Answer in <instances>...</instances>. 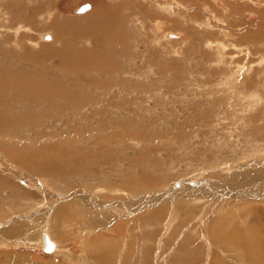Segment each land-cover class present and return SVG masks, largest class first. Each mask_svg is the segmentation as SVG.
I'll list each match as a JSON object with an SVG mask.
<instances>
[{"label":"rangeland","instance_id":"1","mask_svg":"<svg viewBox=\"0 0 264 264\" xmlns=\"http://www.w3.org/2000/svg\"><path fill=\"white\" fill-rule=\"evenodd\" d=\"M204 1L0 0V222L66 209L0 264H264V4Z\"/></svg>","mask_w":264,"mask_h":264},{"label":"bare ground","instance_id":"2","mask_svg":"<svg viewBox=\"0 0 264 264\" xmlns=\"http://www.w3.org/2000/svg\"><path fill=\"white\" fill-rule=\"evenodd\" d=\"M100 0H94V2L95 3H98ZM180 1H185V2H188V3H198V2H201V0H180ZM202 1H204V0H202ZM206 1V0H205ZM205 1H204V3H205ZM242 1V0H241ZM243 1H245V0H243ZM243 1L241 2V8L243 7L244 9H246V6H244V4L245 3H243ZM163 2L164 3H166V5L164 6L166 9H168V10H171L173 7H172V5H174V4H176L173 0H163ZM203 3V2H202ZM178 4V3H177ZM239 4V3H238ZM143 5V4H142ZM141 5V6H142ZM186 6H187V4H185ZM184 5V6H185ZM138 6V5H137ZM147 6V5H146ZM190 6V5H189ZM235 6V5H234ZM232 4H229L228 3V6H223V7H220L219 9L221 10V13H226V12H224V10H226L227 11V9L229 8V11H231L230 10V8L232 9V11H233V7H234ZM89 7H90V5L85 9V10H83V11H75L74 12V14L76 13V14H83V13H85L88 9H89ZM139 7V6H138ZM141 9L142 8H144V5H143V7H140ZM171 8V9H170ZM239 8V7H238ZM14 9V8H13ZM12 9V10H13ZM145 9H147L146 7H145ZM164 9V8H163ZM180 9V8H179ZM177 7H176V10H179ZM242 10V9H241ZM264 10V9H263ZM18 9H15L14 11H13V13L15 14V15H17L18 16ZM228 11V12H229ZM33 13L35 12V10H33L32 11ZM117 12V11H116ZM218 12H220L219 10H218ZM236 11H234V12H232V13H235ZM238 12V11H237ZM32 13V14H33ZM102 13H104V11L102 12ZM143 13V12H142ZM145 13V12H144ZM149 12H147V14H148ZM175 13H177V12H175ZM239 13V12H238ZM263 13V12H262ZM100 13H99V11H95L93 14H91L90 16H89V18H88V22L89 23H87L88 24V26L87 27H84L89 33L88 34H91L92 36L93 35H95L96 34V32H97V30L98 29H100L101 30V32H100V34H102V31L104 30V33H106L107 31H105L107 28H109L110 26H111V22H110V20L108 19L109 17H106V18H101V16L99 15ZM146 14V13H145ZM264 14V13H263ZM262 14V15H263ZM193 15V14H192ZM223 15V14H222ZM9 16L10 15H8L7 16V14H5V17H7L8 19H9ZM261 16V15H260ZM98 17H99V19H98ZM157 17V16H156ZM15 19V18H14ZM14 19H12V21H14V22H16ZM97 19H98V21H97ZM10 20V19H9ZM76 23V22H75ZM78 23V22H77ZM76 23V24H77ZM157 24H160L159 22L157 23ZM53 26V24L51 25V27ZM67 26V25H66ZM77 26H79V25H77ZM82 26V25H81ZM85 26V25H84ZM21 27V26H20ZM53 28V27H52ZM60 34H61V32H60V30H62V32L64 31L63 30V28H62V26H55L54 27ZM75 29V28H74ZM79 32V31H78ZM77 32V33H78ZM83 32V31H82ZM169 33V32H168ZM167 33V36H169V37H174V38H177V37H179L182 33H180V32H173V33H169L168 34ZM79 34H80V32H79ZM113 34V33H112ZM249 34H252V33H249ZM246 35H248V34H246ZM42 36V35H41ZM164 36V35H163ZM50 37V36H49ZM49 37H47V38H44V39H49ZM105 37H106V34H105ZM112 37V36H111ZM180 38V37H179ZM103 43H104V41H103ZM224 46V45H223ZM47 48H49V47H47ZM47 48H46V50H47ZM49 50V49H48ZM97 51V50H96ZM98 52H99V50H98ZM48 53H54V51H50V52H48ZM42 54H44V52H42ZM46 54V53H45ZM57 54V53H56ZM55 54V55H56ZM81 55H83V56H86V57H88V59H87V61L89 62L90 61V63H92L93 61H96V54H94V52H89V53H79V54H77V56H81ZM99 55V54H98ZM43 56V55H42ZM100 56V55H99ZM91 58H94V60H91ZM33 59V58H32ZM31 89V88H30ZM3 141V140H2ZM8 142V141H7ZM235 175V174H234ZM13 176V175H12ZM237 176V175H236ZM237 179V178H236ZM242 179V178H241ZM236 181V180H235ZM226 183V182H225ZM215 184V183H214ZM225 185V184H224ZM194 187V186H193ZM193 187H191V188H193ZM190 188V189H191ZM188 190H189V188H188ZM192 190V189H191ZM239 190V189H238ZM190 191V190H189ZM165 193H163V194H161V195H159V197H157V198H155V201H160V199L161 198H164V196H165V194L168 192V191H164ZM45 195V194H44ZM47 195V194H46ZM65 196V195H64ZM152 196V195H151ZM205 195H203V197H204ZM90 197V196H89ZM229 197V196H228ZM227 197V198H228ZM230 197H232V196H230ZM62 198H64V197H62ZM167 198V197H166ZM168 198H170V197H168ZM226 198V199H227ZM90 199V198H89ZM154 199V198H153ZM230 199V198H229ZM236 199H238V198H236ZM59 200H61V199H56L55 201H52L51 203L52 204H50V203H48V205L47 204H45L44 202H42L47 208H45V210H43V214H45V212L46 211H49L48 209H50L49 207H52V205H54V210H52L49 214L51 215L50 216V223L52 224V229L54 230H51V233H52V235H53V233L54 232H56V230L58 231L59 229H60V227H58V226H60V222H57V220L58 219H60V221H61V218H62V214H66V209L64 208V207H61V209L59 208H57V209H55V206H57V202L56 201H59ZM85 200V199H84ZM238 200H240V199H238ZM154 201V200H153ZM79 202V201H78ZM145 203V202H144ZM40 204V202H38V203H36L35 204V206L33 205V207H35V209H34V211H36L35 213H38L39 212V210L40 209H42V207H40V209L39 210H37V207H38V205ZM37 206V207H36ZM62 206H64V205H62ZM94 206V205H93ZM30 212V211H29ZM28 212V213H29ZM68 212V211H67ZM82 212V211H81ZM26 213V212H25ZM35 213H31L33 216L35 215ZM41 213V212H40ZM39 213V214H40ZM54 213V214H53ZM48 214V213H47ZM18 215V214H17ZM42 215V214H41ZM9 216H11V215H9ZM22 216H25V214L23 213L21 216H19L18 218H21L22 219ZM32 216V217H33ZM25 218H27V217H25ZM16 219V218H15ZM26 221H28V219H25ZM20 221H23V220H20ZM63 221V220H62ZM6 223L7 222H5V223H3V222H1L0 224H1V228H0V235L2 234V235H5V234H3L4 232L5 233H10V232H12V230L14 231L15 230V228L14 227H18L19 225H10V227L12 228V230L10 231V227L8 226V225H6ZM66 223V222H65ZM8 224V223H7ZM16 224V223H15ZM36 224V223H35ZM47 224V223H46ZM40 226H42V225H40ZM47 227H48V225H47ZM50 227V226H49ZM39 228V227H38ZM68 228V227H67ZM2 230V231H1ZM31 230H34L37 234H38V229H37V226L36 225H33V226H31ZM41 230H42V228H41ZM4 231V232H3ZM10 231V232H9ZM60 231V230H59ZM3 232V233H2ZM40 232V231H39ZM63 232V231H62ZM42 233V232H41ZM32 235H33V233H31ZM7 235V234H6ZM17 235V234H16ZM40 235V234H39ZM37 237H39L38 235H36ZM48 236V235H47ZM41 238V237H40ZM18 239V238H17ZM23 239V238H22ZM19 240V239H18ZM42 240V239H41ZM54 241V240H53ZM26 242V241H25ZM244 245V247L245 248H248L245 244H243ZM54 247V244H53V246H52V248ZM52 250V249H51ZM51 250H44L45 252L47 251V253H48V251H51ZM15 257V256H14Z\"/></svg>","mask_w":264,"mask_h":264},{"label":"crops","instance_id":"3","mask_svg":"<svg viewBox=\"0 0 264 264\" xmlns=\"http://www.w3.org/2000/svg\"><path fill=\"white\" fill-rule=\"evenodd\" d=\"M174 2L175 1H180V0H173ZM176 3V2H175ZM44 194H48V198H45V197H43L42 199H41V201L42 202H46L45 204H47L48 205V203H50V204H52L51 202H50V199L52 198V199H54L55 197L54 196H52V195H50L48 192L47 193H43V195ZM40 203L39 205H38V207H37V210H39L40 209V207H42V208H46V206L43 204V203ZM34 204V206H35V204L36 203H33ZM40 206V207H39ZM31 207V206H30ZM50 209H48L49 211V213L52 211V210H54V205H52V207H49ZM34 209H35V207H34ZM41 210V209H40ZM28 211H30L29 209L28 210H25V212L26 213H28ZM36 211H33V213H35ZM129 212V211H128ZM24 212H17V213H14V214H11V216H7V217H5V218H3L4 219V221L3 222H7L6 223V225H8L9 227H10V225H19L18 227H14L15 228V230L13 231L12 230V226L10 227L11 229H10V231L12 230V233H6L7 235H3V236H5V237H7L8 239H10L11 237H10V234H13V236L16 238V241H15V243L16 244H19V243H22V244H30V243H32L33 245H36V246H40L41 245V248H42V250L44 251V248H43V246H44V235H46V237L49 239V240H51V238L49 237V236H47L48 234H47V232H46V226H47V224L49 223V217H50V215L49 214H42V215H40L39 213H35L36 215H34L33 217H31L30 219H32V220H34V218L38 221V216H40V218L42 219V221H44V223L42 224V227L40 226V225H38V223H37V221L36 220H34V222L36 221V224L35 223H33V224H31V226H33V225H36L37 226V229L40 231V232H38V234L34 231V230H31V227L29 228V225L30 224H28V221H26L25 219V217L24 216H22V220L23 221H19V216H21L22 214H23ZM18 214V215H17ZM16 218V219H15ZM23 218H25V219H23ZM29 219V220H30ZM1 223V222H0ZM16 223V224H15ZM47 223V224H46ZM1 225V224H0ZM38 227H40V229L38 228ZM0 228H1V226H0ZM41 228H42V230H41ZM9 231V232H10ZM27 232H30V233H33V235L32 234H29L28 235V233ZM42 232V233H41ZM9 234V235H8ZM17 234V235H16ZM40 234V235H39ZM28 235V236H27ZM36 235H38L39 237H37ZM41 237V238H40ZM0 238H1V236H0ZM19 240H18V239ZM23 238V239H22ZM40 239V241H41V243L39 244V242H37V240H39ZM42 239V240H41ZM5 240V239H4ZM3 241V240H2ZM26 241V242H25ZM52 242H53V240H51ZM5 242H8V240H5ZM53 244H54V247L52 248V250L51 251H48V253H51L55 248H56V244H55V242H53ZM2 245H5V244H2ZM45 252V251H44ZM45 253H47V251L45 252Z\"/></svg>","mask_w":264,"mask_h":264},{"label":"water","instance_id":"4","mask_svg":"<svg viewBox=\"0 0 264 264\" xmlns=\"http://www.w3.org/2000/svg\"><path fill=\"white\" fill-rule=\"evenodd\" d=\"M90 5L89 2H85L83 4H81L78 8L77 11H83L85 10L88 6ZM53 246V242L51 240H49L46 235H44V250H51Z\"/></svg>","mask_w":264,"mask_h":264},{"label":"flooded vegetation","instance_id":"5","mask_svg":"<svg viewBox=\"0 0 264 264\" xmlns=\"http://www.w3.org/2000/svg\"><path fill=\"white\" fill-rule=\"evenodd\" d=\"M262 4H264L261 0H259ZM264 1V0H263Z\"/></svg>","mask_w":264,"mask_h":264}]
</instances>
